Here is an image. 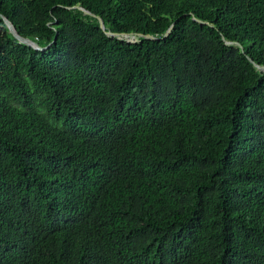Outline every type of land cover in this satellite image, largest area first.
I'll return each mask as SVG.
<instances>
[{
    "label": "trees",
    "instance_id": "trees-1",
    "mask_svg": "<svg viewBox=\"0 0 264 264\" xmlns=\"http://www.w3.org/2000/svg\"><path fill=\"white\" fill-rule=\"evenodd\" d=\"M0 14V264H264V0Z\"/></svg>",
    "mask_w": 264,
    "mask_h": 264
},
{
    "label": "water",
    "instance_id": "water-1",
    "mask_svg": "<svg viewBox=\"0 0 264 264\" xmlns=\"http://www.w3.org/2000/svg\"><path fill=\"white\" fill-rule=\"evenodd\" d=\"M71 8L77 10V11H80L81 13H84V14H88V15H91L95 18V24L103 31V33L107 36H111V37H116L119 41L121 40H125L127 42H133V41H136L139 37H142V38H146V39H157L159 37L157 36H154L152 34H149V33H140V32H122V31H118V30H112V29H108L103 20L98 16V15H94L93 13H91L90 11L82 8L80 5H73ZM0 17L3 21V23L5 24L7 30L10 32V34L20 43H23L27 46H30L34 49H38V50H41V49H44L48 46V44L44 45V46H40L38 45L35 41H33L32 39H30L29 37H22L20 36L14 26L12 25V23L4 16V15H1L0 14ZM193 20L197 21V22H200V23H206L208 24V22L206 20H203V19H200V18H197V17H192ZM171 25L172 23H170L168 25V27L165 29V31L163 32L162 36H165L168 34L170 28H171ZM129 37V36H132V39H128L126 37ZM221 39L223 40V42L225 44H233V45H236L240 48L241 51L242 50V47L239 43L235 42V41H231V40H228L224 37L221 36ZM246 58L247 60L260 72V73H263L264 74V65H261V64H258L256 63L255 61H253L251 59L250 56L246 55Z\"/></svg>",
    "mask_w": 264,
    "mask_h": 264
}]
</instances>
